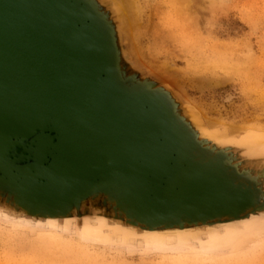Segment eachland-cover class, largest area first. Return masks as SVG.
<instances>
[{"label": "rangeland", "instance_id": "rangeland-1", "mask_svg": "<svg viewBox=\"0 0 264 264\" xmlns=\"http://www.w3.org/2000/svg\"><path fill=\"white\" fill-rule=\"evenodd\" d=\"M78 1L119 85L168 108L192 172L216 176L229 202L158 223L122 186L59 208L0 177V264H264V0ZM44 144L28 138L7 162H39Z\"/></svg>", "mask_w": 264, "mask_h": 264}, {"label": "water", "instance_id": "water-1", "mask_svg": "<svg viewBox=\"0 0 264 264\" xmlns=\"http://www.w3.org/2000/svg\"><path fill=\"white\" fill-rule=\"evenodd\" d=\"M169 112L152 94L119 85L110 46L78 0H0L3 180L26 179L41 190L37 201L59 208L118 185L144 221L213 215L229 198L216 176L192 172ZM28 138L46 141L45 152L18 169L7 157Z\"/></svg>", "mask_w": 264, "mask_h": 264}]
</instances>
